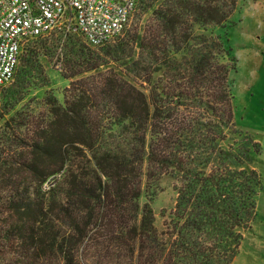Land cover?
<instances>
[{
	"label": "trees",
	"instance_id": "trees-1",
	"mask_svg": "<svg viewBox=\"0 0 264 264\" xmlns=\"http://www.w3.org/2000/svg\"><path fill=\"white\" fill-rule=\"evenodd\" d=\"M236 3L142 0L143 24L102 53L64 60L62 101L45 97L42 112L18 114L0 137L2 248L12 230L29 264L233 260L256 212L261 175L250 153L260 148L234 124V64L204 30L224 27ZM61 36L72 50L71 35L50 39ZM47 39L26 47L24 74H42ZM162 174L174 178L175 202L159 231L150 202Z\"/></svg>",
	"mask_w": 264,
	"mask_h": 264
},
{
	"label": "rangeland",
	"instance_id": "rangeland-1",
	"mask_svg": "<svg viewBox=\"0 0 264 264\" xmlns=\"http://www.w3.org/2000/svg\"><path fill=\"white\" fill-rule=\"evenodd\" d=\"M143 7L144 4L140 0L125 29L137 22L141 25L149 17L151 8L144 10ZM204 31L221 37L227 50L228 62L234 64L229 75L234 124L258 142L260 148L258 154L250 153L252 166L261 175L255 216L245 229L239 250L229 264H264V0H237L236 7L224 27L208 26ZM58 34L60 33L35 39L39 41L49 38L45 44L48 47L43 52L45 55L39 57L41 75L36 76L35 72L30 70L24 74L21 71V58L13 79L0 87V137L8 131V127L14 125L15 120L17 122L18 114L42 112L45 97L62 101L71 80L63 77L64 60L70 57L74 50L102 53L103 49L116 39L99 46H91L79 33L69 32L66 34L75 40V46L70 50L72 44L64 43L63 36L56 41L50 39V36L56 37ZM21 77L23 79H20ZM16 91L22 93L21 99H16ZM20 130L23 132L25 128L22 126ZM173 183L172 176L162 174L153 188L150 204L154 225L159 231L165 227L163 223L172 217L175 202ZM145 201L146 194L142 188L138 202L142 204ZM2 219L7 220L8 215L0 214V221ZM0 234V264H29L23 256L21 238H15L14 231H9V238H5L4 242L5 246H8L2 248L4 234Z\"/></svg>",
	"mask_w": 264,
	"mask_h": 264
},
{
	"label": "built area",
	"instance_id": "built-area-1",
	"mask_svg": "<svg viewBox=\"0 0 264 264\" xmlns=\"http://www.w3.org/2000/svg\"><path fill=\"white\" fill-rule=\"evenodd\" d=\"M139 1L0 0V87L13 79L33 40L77 32L87 44L102 45L121 33Z\"/></svg>",
	"mask_w": 264,
	"mask_h": 264
}]
</instances>
